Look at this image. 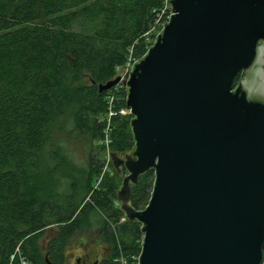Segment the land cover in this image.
<instances>
[{
	"label": "water",
	"instance_id": "1",
	"mask_svg": "<svg viewBox=\"0 0 264 264\" xmlns=\"http://www.w3.org/2000/svg\"><path fill=\"white\" fill-rule=\"evenodd\" d=\"M168 4L125 83L133 149L109 153L121 210L142 227L138 264H264V0ZM149 171L136 211L131 186Z\"/></svg>",
	"mask_w": 264,
	"mask_h": 264
},
{
	"label": "trees",
	"instance_id": "2",
	"mask_svg": "<svg viewBox=\"0 0 264 264\" xmlns=\"http://www.w3.org/2000/svg\"><path fill=\"white\" fill-rule=\"evenodd\" d=\"M165 2L0 0V264H66V249L92 230L108 252L97 264H138L141 225L115 206L111 185L93 191L100 156L134 146L131 116L104 118L114 88L98 87L144 55ZM65 138L89 142L86 166ZM153 183L149 171L131 186L134 210L148 205Z\"/></svg>",
	"mask_w": 264,
	"mask_h": 264
},
{
	"label": "rangeland",
	"instance_id": "3",
	"mask_svg": "<svg viewBox=\"0 0 264 264\" xmlns=\"http://www.w3.org/2000/svg\"><path fill=\"white\" fill-rule=\"evenodd\" d=\"M159 16H161V13ZM64 148L77 165H87V155L90 148L89 142L81 139L75 140L65 138ZM110 152L111 151L107 150L100 156V159L104 161V165L93 186V191L100 184L101 186L103 185V187L111 185L117 194L122 188L123 177L120 176L113 167L111 155L109 154ZM129 154L130 153L117 154V156L123 159L125 155ZM121 205L122 202L117 198L115 206L121 208ZM107 255V248L99 241L97 234H95V230H92L91 233H85L75 239L65 252L66 264H78V261L81 262L80 264H95L101 262L105 257H107Z\"/></svg>",
	"mask_w": 264,
	"mask_h": 264
},
{
	"label": "built area",
	"instance_id": "4",
	"mask_svg": "<svg viewBox=\"0 0 264 264\" xmlns=\"http://www.w3.org/2000/svg\"><path fill=\"white\" fill-rule=\"evenodd\" d=\"M172 15L171 8L168 4V0L165 2L164 10L161 12V16H159L158 20L155 22V25L144 34V37L147 41L145 54H147L149 47L154 44L156 41V38L162 33L165 25L169 22L170 16ZM144 55L139 59H131L129 58L122 66H119L116 68V76L115 78L119 77V82L117 85H115L114 91L108 94V113L104 118H107V121L110 120L111 117L116 116L117 114L120 116H131L130 110L126 108L119 109V111L116 110L115 105L120 104L122 100L126 103V95H127V88L125 83L128 81L129 74L134 66V64L137 63V61L141 60ZM120 89H123L125 92V96L118 97V92ZM106 120V119H105ZM107 140V135H106ZM108 143V140L106 141V144ZM22 264H25L22 262Z\"/></svg>",
	"mask_w": 264,
	"mask_h": 264
},
{
	"label": "flooded vegetation",
	"instance_id": "5",
	"mask_svg": "<svg viewBox=\"0 0 264 264\" xmlns=\"http://www.w3.org/2000/svg\"><path fill=\"white\" fill-rule=\"evenodd\" d=\"M239 81H240V78H239ZM239 81H238V82H239ZM80 263H81V262H80V261H78V264H80Z\"/></svg>",
	"mask_w": 264,
	"mask_h": 264
}]
</instances>
